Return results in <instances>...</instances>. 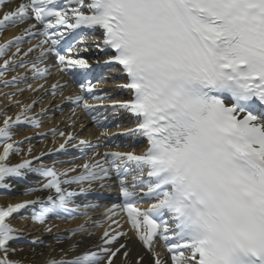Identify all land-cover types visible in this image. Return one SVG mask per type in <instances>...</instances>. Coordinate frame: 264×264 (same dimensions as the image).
Masks as SVG:
<instances>
[{"label": "snow or ice", "instance_id": "obj_1", "mask_svg": "<svg viewBox=\"0 0 264 264\" xmlns=\"http://www.w3.org/2000/svg\"><path fill=\"white\" fill-rule=\"evenodd\" d=\"M10 27L21 32L0 44V83L22 92L24 73L4 76L23 68L37 82L28 89L59 93L57 110L67 102L71 117L86 114L100 132L93 143L50 128L36 135L50 134L52 148L33 156L29 145L11 163L32 139L16 140L17 129L40 128L47 110L34 112L39 98L23 104L5 94L19 111L0 113V189L11 193L30 174L40 179L24 188L26 198L0 204V264H264V0H0V32ZM93 48L111 52L102 63L119 66L126 82L116 88L129 98L99 94L102 77L88 79L101 63L89 59ZM53 69L78 91L65 95L67 81L49 83ZM102 108L123 110L134 127L110 133ZM117 135L131 138L133 150L99 152L102 138ZM69 145L93 155L66 169L43 163ZM113 180L120 203L105 207L104 223L94 224L102 234L82 247L94 235L88 212L99 207L88 197ZM140 200L150 203L141 208ZM77 215L84 222L52 244L29 231L51 234L53 218Z\"/></svg>", "mask_w": 264, "mask_h": 264}, {"label": "bare ground", "instance_id": "obj_2", "mask_svg": "<svg viewBox=\"0 0 264 264\" xmlns=\"http://www.w3.org/2000/svg\"><path fill=\"white\" fill-rule=\"evenodd\" d=\"M21 32V27H10L6 29L3 32H0V44L5 43L6 41L10 40L12 37L20 34ZM99 33H96L92 39H98L99 38ZM34 42V41H32ZM92 43V40L90 39L86 45L88 46ZM30 46L29 40L26 38L24 43L21 45L22 49H27ZM15 52V46L11 47L8 50L7 55L11 56V54ZM7 57H0V64L3 63V60ZM89 59L92 61H103L104 59H107V55L105 53H101L94 48L92 49ZM54 61H50L52 63ZM53 76L49 78V83L59 81L60 83H64L67 81L69 83V87L64 89V94L67 95L69 93H75L78 91V86L73 84L72 81L69 80L67 76H62V75H56L55 70L53 69ZM21 73H24L26 76V82L20 83L18 85L19 88L24 89L22 92L16 91V86H9V87H4L3 83H0V113H6L9 116H14L18 111L19 108L14 106L11 101L7 98V94H10L12 92H16V95L13 97V100H19L23 104L31 103L34 98H39V102L36 104L34 108V112L39 114L41 112V109H46L47 114H41L39 115V119L41 122V127L38 129H31V130H23L21 132H16L15 139L16 140H22L25 136H32V139L23 145L21 144L20 147L22 149L21 154L19 156L17 155H12L10 157V162L11 163H19L21 160V157L24 155V152L27 150L29 145L32 147L33 156H38L41 151L47 152L49 148L53 147V137L49 134L47 135V139H44L40 144L36 143V133H44L47 132L48 129L50 128H55L58 131H72L77 134L79 138H87L91 140L93 143L96 142V137L99 135L100 130L93 126V124L90 121V118L87 117L86 114L82 112H78V115L76 117H71V111L68 109V107H72V105L68 104L67 102L63 103L61 105V110L56 109V105L61 103L60 95L59 93L56 95V97H53L51 93H45L44 90H40L37 92H33L30 89H28L27 85L32 84L33 87L36 86V81H33L31 79V73L26 72L25 69L16 67L14 70H10L5 73L4 79L11 80L13 76H17ZM121 72L118 69L117 71L112 69L109 74H106L102 76V79L100 81V88L101 93H107L108 95L112 96L113 98L116 99H127L129 98V94L127 92H122L121 90L116 88V85L125 83L124 80H121ZM42 82V81H41ZM47 87V85H46ZM98 103V102H95ZM68 106V107H67ZM102 113L106 111L108 113L109 117L115 116L114 119H116V124L111 126L109 124V132L110 133H118L123 131L126 128L129 127H134L133 122L131 121V116L124 112L123 110L120 109H112V108H102L100 109ZM32 113H30L31 115ZM71 117V119H69ZM75 121V124L71 127H69L70 124H72V121ZM0 123H2V117H0ZM81 125H84L83 129H81ZM116 125H120L119 128L116 127ZM20 129V128H19ZM17 129V130H19ZM114 138L121 137L119 135L117 136H111ZM108 137H104L101 139V147L98 149L99 152L103 153L106 148L111 149V150H118V151H131L133 150V147L130 146L129 143H126L124 146H114V144L118 141L113 142L112 145H106ZM131 139V138H130ZM56 144L55 146L58 147L59 143H62L63 141L57 136L55 138ZM32 141V142H31ZM144 141H141L139 144L135 145V150L140 151L144 147ZM67 148H72L70 145L67 146ZM58 156V154H55ZM93 155V154H92ZM92 155L88 156L87 159H81L83 154L80 153V155L75 156V155H62L60 154L59 157H52V158H59L55 159V167L57 169H66V168H71L75 167L76 165L82 164L85 162V160H88ZM63 156V157H62ZM54 161H49V157L45 156L43 158V163L52 166ZM34 164L37 162H33ZM79 171V169H77ZM39 177H36L35 175H29L27 181L25 182H13L15 184V187L13 188L12 192H6L3 189H0V204H6L8 202H18L21 199H24L26 197L23 196V190L26 186H30L31 184H34L37 180H39ZM131 179V177H129ZM111 187L109 188H104L101 189L99 186H96V191L91 194L88 197V200L96 203L99 205L98 208L91 210L88 212V216L91 217L92 223L88 225V231L94 233L91 237L87 238L82 245V247H88L91 245L93 241H97L98 237L102 234L103 228H97L94 226L95 222L99 221L101 223H104L105 221V216H104V209L107 206H110L112 203H117V193H118V188L116 186L115 181H111ZM38 195L41 196H46L47 193H38ZM86 202V201H85ZM148 203L150 202H144V200H140L137 204L138 207L144 208L147 207ZM80 211H83L81 209ZM85 217L82 215H77L75 219L69 220V219H55L53 218L51 220V223L56 225L53 229V233H43L41 229L36 228V227H31L29 228V231L32 233V235H38L41 236V238L45 241L46 244H52L53 241V235L56 233L63 234L66 229L69 228H75L78 224L84 222ZM116 219L120 220L121 223H124L127 219L125 215H121L116 217ZM14 223H17V226H19V221H14ZM107 225L105 224V227ZM125 230L128 229V225L125 223L124 224ZM129 235L131 236V232H129ZM31 237H29L30 239ZM19 247L24 249L23 253H20L21 255L25 254L28 252L29 246H28V241H21L19 244ZM130 247L133 249V254L137 251H140L139 246L133 242L130 244ZM46 250V249H45Z\"/></svg>", "mask_w": 264, "mask_h": 264}, {"label": "rangeland", "instance_id": "obj_3", "mask_svg": "<svg viewBox=\"0 0 264 264\" xmlns=\"http://www.w3.org/2000/svg\"><path fill=\"white\" fill-rule=\"evenodd\" d=\"M68 107V106H67ZM71 107H68V109H70ZM31 129H33V128H31V127H28V126H22L19 130H17L16 132H21V131H23V130H31ZM48 137L47 136H45V137H42V136H39V135H36V143L37 144H40L44 139H47ZM32 142V141H31ZM24 144V143H23ZM22 144V145H23ZM67 149H71V148H67ZM85 153V155L81 158V159H87L88 158V156H90V155H92L93 153H92V150H89V151H84ZM53 157H61V156H57V155H52ZM59 158H49V161H55V159H59Z\"/></svg>", "mask_w": 264, "mask_h": 264}]
</instances>
